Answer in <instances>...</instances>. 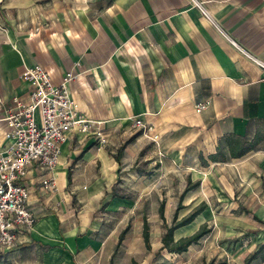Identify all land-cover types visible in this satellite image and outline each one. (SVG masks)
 <instances>
[{
	"label": "crops",
	"instance_id": "0c3cea01",
	"mask_svg": "<svg viewBox=\"0 0 264 264\" xmlns=\"http://www.w3.org/2000/svg\"><path fill=\"white\" fill-rule=\"evenodd\" d=\"M199 1L212 21L189 0H0V120L13 98L26 97L21 74L38 64L57 85L67 72L77 75L70 97L78 113L102 122L106 137L99 145L71 132L52 171L28 169L21 182L35 226L0 264H111L117 229L163 207V220L145 221L154 224L150 247L161 248L157 235L172 206L170 164L244 174L251 161L264 169V73L218 30L264 62V0ZM203 102L208 109L195 112ZM154 136L165 155L148 175L137 167L151 159L140 155ZM236 138L253 147L241 158L230 155L229 140L241 146ZM6 145L0 137V151ZM212 155L225 162H211ZM44 178L55 179L53 193L42 188ZM204 221L199 215L175 239Z\"/></svg>",
	"mask_w": 264,
	"mask_h": 264
},
{
	"label": "rangeland",
	"instance_id": "374dc122",
	"mask_svg": "<svg viewBox=\"0 0 264 264\" xmlns=\"http://www.w3.org/2000/svg\"><path fill=\"white\" fill-rule=\"evenodd\" d=\"M149 142L145 155L142 153L140 156L142 159H151L147 162L142 160L137 167L140 172L148 175L160 166L159 161L165 155V150L160 151L156 136ZM187 167L170 164L168 168V186L173 195L170 199L172 206L167 219L168 226L181 222L205 204V210L199 214L205 221L198 229L204 224V229L209 232L183 254H173L160 250V247H152L148 251L145 246L138 245L139 239L143 243L144 222L153 218L158 221L160 217L134 216L125 228L117 229V241L120 233L126 231L120 247L113 250L111 264H245L247 257L264 243V169L254 170L251 161L244 168V174L227 167L199 169L196 172L187 171ZM190 172L193 173L192 177ZM255 172L260 173L259 176ZM154 185L160 186L156 183ZM186 188H190V191L183 195ZM154 201L157 202V199ZM175 213L176 222L172 221ZM117 222L112 221L111 224L117 226ZM138 223L142 225L140 232L136 231ZM153 225L149 224L148 229ZM109 229L112 231L116 228L110 225ZM164 232L165 229L157 235L159 244ZM111 239L115 240L114 237ZM248 264L264 263L253 260Z\"/></svg>",
	"mask_w": 264,
	"mask_h": 264
},
{
	"label": "built area",
	"instance_id": "2783aa9c",
	"mask_svg": "<svg viewBox=\"0 0 264 264\" xmlns=\"http://www.w3.org/2000/svg\"><path fill=\"white\" fill-rule=\"evenodd\" d=\"M189 3L205 19L212 21L203 2L189 0ZM218 30L246 60L264 73V62L253 58L224 31ZM76 77L74 72H67L63 82L57 85L43 66L36 64L26 69L21 74V79L29 83L26 97L13 98L11 108L0 120L4 124L0 137L7 142L5 149L0 151V258L17 245L19 235L35 226V217L28 204L30 194L21 182L28 169L35 166L52 171L59 162L61 146L71 132L91 135L99 145L106 144L102 122L92 121L78 113L70 97L68 84ZM208 106L209 102H203L195 105L194 109L201 113ZM133 125L145 128L140 120H135ZM41 185L48 193L56 189L55 179L52 178L42 179ZM3 264L19 263L9 260Z\"/></svg>",
	"mask_w": 264,
	"mask_h": 264
},
{
	"label": "trees",
	"instance_id": "16d2710c",
	"mask_svg": "<svg viewBox=\"0 0 264 264\" xmlns=\"http://www.w3.org/2000/svg\"><path fill=\"white\" fill-rule=\"evenodd\" d=\"M238 139V138H236ZM241 143H238L236 140H229L228 141V146H229V151L230 155H232L233 158H241L244 156L245 153L253 149L252 145L245 143L243 140L238 139ZM244 144V145H243ZM200 160L202 162V165H205V161L203 160V157H200ZM209 160L212 162H225L224 156H217V155H212L209 157ZM188 191H190V188H186V190L183 192V195L186 194ZM180 207H178L179 209ZM206 208V205L203 204L196 210L194 213L190 214L186 218H183L181 222L174 224L173 226H168L167 224H164V229L165 232L161 236V243L162 247L160 250H166L167 252L173 253V254H183L184 251H186L190 246L196 244L205 234H207L209 231L204 229V224L198 229L197 232L183 237L179 240L175 239L174 232L182 228L183 226L189 225L194 221L195 218L198 217L199 214H201ZM159 217L163 220V207L160 208L159 210ZM172 221L176 222L177 221V216L176 213L173 215ZM125 231H122L119 235V241L117 243V249L120 247L121 242L123 241V237L125 235ZM142 238L144 241V245L146 250L150 251V237H149V231H148V225L145 222L142 230ZM253 260H259L261 263H264V243H261L259 245L255 252L250 254L246 261L245 264L250 263Z\"/></svg>",
	"mask_w": 264,
	"mask_h": 264
}]
</instances>
